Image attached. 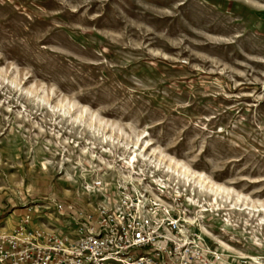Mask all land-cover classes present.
<instances>
[{
	"label": "rangeland",
	"instance_id": "rangeland-1",
	"mask_svg": "<svg viewBox=\"0 0 264 264\" xmlns=\"http://www.w3.org/2000/svg\"><path fill=\"white\" fill-rule=\"evenodd\" d=\"M151 171L212 264H264V0H0V200Z\"/></svg>",
	"mask_w": 264,
	"mask_h": 264
},
{
	"label": "built area",
	"instance_id": "built-area-1",
	"mask_svg": "<svg viewBox=\"0 0 264 264\" xmlns=\"http://www.w3.org/2000/svg\"><path fill=\"white\" fill-rule=\"evenodd\" d=\"M134 174L106 186L85 182L87 193L105 190L87 207L47 199L48 214L67 219L60 228L31 227L34 212L26 205L13 228L0 226V264H212L210 248L174 217L165 179L154 171Z\"/></svg>",
	"mask_w": 264,
	"mask_h": 264
},
{
	"label": "crops",
	"instance_id": "crops-1",
	"mask_svg": "<svg viewBox=\"0 0 264 264\" xmlns=\"http://www.w3.org/2000/svg\"><path fill=\"white\" fill-rule=\"evenodd\" d=\"M38 201H31V203H18L14 202L10 197L3 198L0 200V226L4 229L13 228L17 223V215L23 213L24 208H26L25 206L27 205L32 207L34 212L33 220L30 225L31 227L44 230L60 228V225H63L67 219H64V217L61 216H50L45 209L46 205H44L47 201L42 204L37 203Z\"/></svg>",
	"mask_w": 264,
	"mask_h": 264
}]
</instances>
